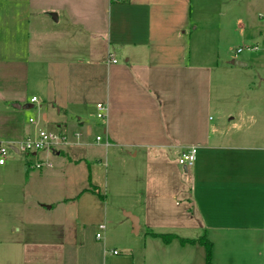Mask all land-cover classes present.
<instances>
[{"label":"rangeland","instance_id":"rangeland-1","mask_svg":"<svg viewBox=\"0 0 264 264\" xmlns=\"http://www.w3.org/2000/svg\"><path fill=\"white\" fill-rule=\"evenodd\" d=\"M9 5L0 0V49L7 55V48L12 49L15 40L19 43V60L25 61L27 35L31 37V49L28 68L21 66L20 74L16 66L14 69L17 58L0 64V100L4 102L0 106V144L7 151L6 164L0 166V264H122L132 254L129 246L135 244L139 252L141 240L131 233V222L124 210L138 214L143 225L152 224L163 230L156 207L165 202L166 195H175L172 200L176 210L189 207L185 189L190 171L179 165L180 150L173 147L116 149L105 147L104 142L94 143L107 125V119H97L95 105L107 102V79L111 72L106 64L94 65L100 60L95 58L102 54L98 44L101 42H90L88 37L76 42L70 37L65 43L60 33L65 18L60 24L38 19L31 29L23 22L12 21ZM60 5L59 1L54 6ZM171 18L176 20L180 33H186H179L178 39H183V46L186 44L185 63L180 64L187 67L157 68L151 73V83L144 85L147 93L163 102L159 107L164 122L161 139L167 138L163 143L177 133L178 115L185 123L189 99L204 123H216L222 107L230 114L234 112L236 97L254 95L249 90L253 89L252 83H247L248 76L253 78L251 67L224 68L258 53L248 51L247 47L262 49L256 40L259 31L264 33V8L258 9L255 0H185ZM93 26L86 23L85 29L93 32ZM81 43L85 44L83 48L78 47ZM179 58L182 59L181 54ZM107 59L109 55L104 58ZM114 59L118 65L112 71L126 65L117 53ZM17 96L22 106L31 104L33 96L38 102L32 109L10 115L5 110L9 98ZM232 96L235 99L230 105ZM63 107L65 112L58 113ZM44 114L48 116L47 123L43 121ZM8 116L13 117L8 120ZM32 117L36 120L33 124L28 121ZM78 121L86 124L91 135L80 142L69 134L66 149L58 156L42 150L37 154L43 159L42 169L33 165L27 168V164L35 162L34 156L12 148L20 149L27 137L35 138L39 131L61 134L58 126L64 122L70 124L71 132L85 135V130L73 128ZM117 123L118 130L125 128L121 120ZM136 124L144 128L147 123L138 120ZM136 152L138 157L132 159L130 155ZM91 179L100 186L102 195L96 193V198L85 190H97ZM169 214L174 218L175 212ZM101 223L105 230L99 229ZM175 224L178 226L179 222ZM175 230L179 235L191 236V232ZM97 233L102 239L96 238ZM115 250L118 255L112 253ZM134 264L145 263L139 257Z\"/></svg>","mask_w":264,"mask_h":264},{"label":"crops","instance_id":"crops-1","mask_svg":"<svg viewBox=\"0 0 264 264\" xmlns=\"http://www.w3.org/2000/svg\"><path fill=\"white\" fill-rule=\"evenodd\" d=\"M59 1L61 5L56 8L54 5ZM6 2L11 4L9 6L14 22H23L32 29L38 19L60 24L65 18L60 32L65 43L70 37L76 42L83 41L85 37L93 43L101 42L98 44H101L99 48L102 54L95 58L100 60H96L94 65L106 64L111 71L107 79V102H97L106 104L109 109L106 128L103 134L97 135L103 136L104 145L108 141L110 147L116 149L130 146L159 149L173 147L178 150L184 145L198 147L196 163L186 170L190 171L189 183L185 189L189 207L186 210H176L172 200L175 195L173 198L166 195L165 202L156 207L158 223L164 226L163 230L155 229L152 224H144V228L138 214L124 210V215L131 222V233L141 240L139 252L134 247L135 244L129 246L132 254L126 257L127 260L123 259L122 264H134L139 261V257L145 264H207L206 250L202 245L182 244L178 239L165 243L161 237H154L151 233L176 234L184 239H199L205 235L212 245L211 264H264V33L259 31L256 40L261 43L262 49L255 46L256 49L248 50L258 53L252 54L248 60L233 61L232 65L224 68L233 70L232 68L238 66L235 62L242 63L246 68L251 67L253 78L248 76L247 83H252L253 89L249 90H252L254 95L236 97L234 112L230 114L226 112L227 108L222 107L219 112L220 120L216 123L213 120L204 123V119L197 115L189 99L188 110L184 112L185 123H182L178 115L177 133L169 138L167 143H163L164 139H167H161V125L164 122L159 107H162L163 102L159 97L147 93L144 85L151 83V73L157 68L187 67L186 64H180L185 61L183 55L186 54V44L183 46L180 43L183 39H178V24L171 18L185 0H129L128 3H113L111 0ZM255 3L258 9L264 8V0H255ZM53 11L57 14H51ZM52 15H56L58 20L55 21ZM261 17L260 14L259 18ZM244 18L241 19L245 21ZM86 23L94 24L95 31L86 30ZM180 34L186 33L183 31ZM27 40L28 58L25 61L19 60V43L13 40L12 49L7 48V55L0 49V64H9L10 60L17 58L14 69L16 66L19 74L21 66L26 70L30 61L29 35ZM84 45L81 43L78 47L83 48ZM71 47H74L73 44ZM115 53L125 59L126 65L112 71L113 66L118 65V61H111L116 60ZM180 54L182 59L179 58ZM108 55L109 60L105 61L104 58ZM176 93L179 100V89ZM231 98L230 105L235 99L233 96ZM9 101L10 104H7L8 108L5 109L9 110L8 114L13 115L22 110L16 108V105L22 106L18 96L9 98ZM30 103L26 105H32V108L37 104L31 100ZM3 104L0 100V106ZM64 109L59 108L58 113L65 112ZM11 117L13 116H8V120H11ZM117 120H121L125 125L123 130H118ZM138 120L146 121V127H137L138 124L135 123ZM43 121L49 122L46 114L43 115ZM175 122L173 121V124ZM182 124L184 129L181 132ZM71 128L68 122L58 126L61 134L67 135L76 133L71 132ZM73 128L86 131L85 135L81 133L83 137L80 142L82 138L86 141L85 137L91 135L83 122L78 121ZM9 129H14L12 122ZM125 133L129 135L127 139ZM64 147L61 145L52 153L58 156L66 149ZM130 156L135 159L138 152ZM38 158L43 161L40 155ZM91 181V185L97 190L92 192L86 188V192L94 194L95 198L96 193L102 195L100 186L93 182V179ZM171 212H175L174 218L170 217ZM176 215L180 217L176 218ZM131 217L138 219L136 233ZM169 221L172 222L170 225ZM177 222L178 226L175 224ZM175 229L191 232V236L179 235L174 232ZM87 253L91 258V252Z\"/></svg>","mask_w":264,"mask_h":264},{"label":"built area","instance_id":"built-area-1","mask_svg":"<svg viewBox=\"0 0 264 264\" xmlns=\"http://www.w3.org/2000/svg\"><path fill=\"white\" fill-rule=\"evenodd\" d=\"M256 49V47H247V50H253ZM241 52V49L238 50V53ZM112 63H116V60H111ZM32 103H37L38 99L36 97L31 99ZM96 110L97 114L96 117L99 120H105L107 118L108 113V107L104 103H97L96 104ZM30 123H35L36 120L33 118H30ZM67 134H56V133H47L45 131H39L37 132L35 138L27 137L25 141L21 144L20 149L12 147L17 153L20 150H23L28 153V155H33L35 162H32L31 165H33L35 168L42 169L43 168V161H41L37 154H39L42 150H49L52 152L57 151L58 147L61 145H66L67 143ZM73 137L80 141L82 135L81 133H74ZM103 141V136H97L95 139V143H100ZM105 146L108 148L111 146V144L107 141L105 142ZM197 154H198V147L191 146V145H184L181 147L178 163L180 166H182L184 169H188L196 163L197 160ZM7 159V151L6 149L0 144V166H4L6 164ZM50 165V164H49ZM100 230H105L106 226L104 224L99 225ZM97 239H102V236L97 233L96 235ZM114 255H118L117 251L112 252Z\"/></svg>","mask_w":264,"mask_h":264},{"label":"trees","instance_id":"trees-1","mask_svg":"<svg viewBox=\"0 0 264 264\" xmlns=\"http://www.w3.org/2000/svg\"><path fill=\"white\" fill-rule=\"evenodd\" d=\"M113 3H128L129 0H111ZM30 164H27V168H29ZM154 237H161L165 243H170L175 239H178L182 244L186 243H198L202 245L206 250V261L207 264H211V251L212 245L208 238L204 235L199 239H184L179 237L176 234H158V233H151Z\"/></svg>","mask_w":264,"mask_h":264},{"label":"water","instance_id":"water-1","mask_svg":"<svg viewBox=\"0 0 264 264\" xmlns=\"http://www.w3.org/2000/svg\"><path fill=\"white\" fill-rule=\"evenodd\" d=\"M52 17H53V19H54L55 21L58 20V18H57L56 15H52ZM235 64L238 65V66H242V65H243V64L240 63V62H235ZM16 108H17V109H25V110H29V109H32V105H25V106H23V107L20 106V105H16ZM186 170H187V169L185 168V171H186ZM131 219H132V221H133V223H134L135 233H136L138 219H137L136 217H131Z\"/></svg>","mask_w":264,"mask_h":264}]
</instances>
